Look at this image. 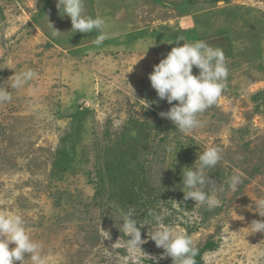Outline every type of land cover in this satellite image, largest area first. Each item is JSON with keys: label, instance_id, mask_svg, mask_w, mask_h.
<instances>
[{"label": "rangeland", "instance_id": "rangeland-1", "mask_svg": "<svg viewBox=\"0 0 264 264\" xmlns=\"http://www.w3.org/2000/svg\"><path fill=\"white\" fill-rule=\"evenodd\" d=\"M86 13L105 19L100 46L96 32H71L57 0H0V88L36 73L0 104V213L22 216L47 264H173L149 225L142 251L128 250L130 207L138 221L163 212L199 251L214 243L204 264H264V232L247 229L264 220V0H86ZM181 39L222 48L229 69L190 135L159 115L172 105L148 78ZM207 147L222 150L206 170L220 200L211 210L185 200L182 184Z\"/></svg>", "mask_w": 264, "mask_h": 264}, {"label": "clouds", "instance_id": "clouds-1", "mask_svg": "<svg viewBox=\"0 0 264 264\" xmlns=\"http://www.w3.org/2000/svg\"><path fill=\"white\" fill-rule=\"evenodd\" d=\"M57 9L62 17L70 18L71 32L97 35L92 43L100 46L106 39L104 31L105 19L95 18L86 13V0H57ZM53 36L61 32L49 22ZM180 41H183L182 39ZM177 44H179V42ZM184 42V41H183ZM199 70L193 74V68ZM229 69L226 56L222 48L210 46L200 40L193 43L184 42L183 46L173 47L154 70L149 74L152 88L157 92L160 100H166L172 107L167 112H161L162 118L169 119L175 128L184 135H190L194 130L202 127L198 118L208 108L214 105L225 89V81ZM32 69L14 72L8 80V88L20 90L35 77ZM0 88V104L10 103L12 91ZM173 102H178L174 104ZM171 151V148H169ZM222 160V150L218 147H207L198 154L195 168L183 169V192L185 200H193L196 205H204L209 210L220 206V200L215 194L216 183L206 175V170L213 169ZM242 174L235 170L228 180L229 190L235 192L242 183ZM205 186L209 191H205ZM255 207L261 217H264V199L256 202ZM134 208H129L123 214L122 229L128 238L127 247L130 252L141 250V246L148 242L142 239L141 230L149 225L148 239L154 241L158 248L163 249L160 259L171 257L173 264H197L196 257L200 255L191 235L172 224H166L163 212L150 209L147 213L151 221H138ZM154 222V223H153ZM139 224V227H138ZM253 233L264 232V220H253L247 228ZM15 245L10 248V245ZM42 244L33 240L22 216L14 213H0V264H25L30 259L31 264H47L48 257L42 255ZM142 251V250H141ZM155 259V258H153Z\"/></svg>", "mask_w": 264, "mask_h": 264}, {"label": "trees", "instance_id": "trees-1", "mask_svg": "<svg viewBox=\"0 0 264 264\" xmlns=\"http://www.w3.org/2000/svg\"><path fill=\"white\" fill-rule=\"evenodd\" d=\"M215 247V244L214 243H209L204 249H202L200 252V255H198L196 257V260H197V264H204L203 260H202V256L204 254L205 251L207 250H210V249H213Z\"/></svg>", "mask_w": 264, "mask_h": 264}]
</instances>
